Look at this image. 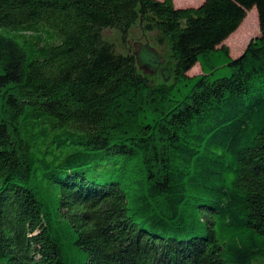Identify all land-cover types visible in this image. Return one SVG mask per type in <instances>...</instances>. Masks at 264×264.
<instances>
[{"label": "trees", "instance_id": "16d2710c", "mask_svg": "<svg viewBox=\"0 0 264 264\" xmlns=\"http://www.w3.org/2000/svg\"><path fill=\"white\" fill-rule=\"evenodd\" d=\"M0 264H264V0H0Z\"/></svg>", "mask_w": 264, "mask_h": 264}, {"label": "rangeland", "instance_id": "374dc122", "mask_svg": "<svg viewBox=\"0 0 264 264\" xmlns=\"http://www.w3.org/2000/svg\"><path fill=\"white\" fill-rule=\"evenodd\" d=\"M204 0H174L176 6L189 7L200 5ZM146 25L138 21L131 30L128 41H123L122 36L117 30H107L105 38L113 44L118 53L135 54L137 51L143 55L145 50L142 48L150 46L156 51V57L161 59V64L155 66L146 65L139 70L157 84H172L174 81L173 62L171 60V48L168 40L160 43L161 33L158 30L149 31ZM259 35V21L256 10L251 11L239 29L232 34L223 45H225L231 57H239L244 53L249 43ZM144 57V56H143ZM149 61L154 60L150 54L147 56ZM153 59V60H152ZM142 61V59H141ZM170 70V71H169ZM202 73V66L198 64L191 72V76Z\"/></svg>", "mask_w": 264, "mask_h": 264}, {"label": "water", "instance_id": "95a60500", "mask_svg": "<svg viewBox=\"0 0 264 264\" xmlns=\"http://www.w3.org/2000/svg\"><path fill=\"white\" fill-rule=\"evenodd\" d=\"M249 45H250V43H249ZM248 45V46H249ZM142 50H145V53H143V55L140 53V51H137L134 55L136 56V59H137V64H138V67L139 68H141L142 66H146L147 64L148 65H150L151 66V64L153 65H155V66H159V64H161V61H163V60H161V59H158L157 57H156V51L153 49V48H151L150 46H146V47H144V48H142ZM151 55L152 57L154 56V60L153 61H149L148 60V58H147V56L148 55ZM144 56V57H143ZM141 59H142V61H141ZM170 71V70H169Z\"/></svg>", "mask_w": 264, "mask_h": 264}]
</instances>
